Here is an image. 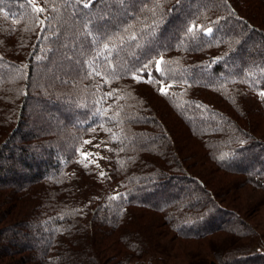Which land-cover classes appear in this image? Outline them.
I'll return each mask as SVG.
<instances>
[{
  "label": "trees",
  "instance_id": "obj_1",
  "mask_svg": "<svg viewBox=\"0 0 264 264\" xmlns=\"http://www.w3.org/2000/svg\"><path fill=\"white\" fill-rule=\"evenodd\" d=\"M261 92L264 0H0V264H264Z\"/></svg>",
  "mask_w": 264,
  "mask_h": 264
},
{
  "label": "rangeland",
  "instance_id": "obj_2",
  "mask_svg": "<svg viewBox=\"0 0 264 264\" xmlns=\"http://www.w3.org/2000/svg\"><path fill=\"white\" fill-rule=\"evenodd\" d=\"M178 140V136L177 139ZM189 141V140H186ZM83 153H92L93 155L90 156L91 162H93L94 166L97 168L99 172H104L106 168L105 164V156L100 151V146L96 141H90V143H87L85 145V148L83 150ZM89 160V161H90ZM202 174V173H201ZM204 176L205 180H209L210 178L206 175ZM248 189H251L248 187ZM245 190H242V200L243 203H248V199L243 200L246 198L247 195H245ZM237 202V201H236ZM235 204V203H234ZM242 215L250 222L254 228L256 227L259 231L260 237L264 240V213L258 212L257 214H253L254 212L247 213L245 211H241ZM216 235L212 236V238L203 240V241H195L194 244L189 245L188 247H182L180 250V253L176 255L175 258L167 257L165 258V254H163L160 258L162 259L161 264H209L212 260H214L213 257V251L215 250V246L211 244V242H221V239H230V243L234 244V242L238 243H247L248 240L242 239L238 240L237 238H233L234 236L225 233V232H218L215 233ZM226 242L223 241V244ZM230 249V248H228ZM158 257V256H157ZM164 259V260H163ZM167 261V262H166Z\"/></svg>",
  "mask_w": 264,
  "mask_h": 264
},
{
  "label": "snow or ice",
  "instance_id": "obj_3",
  "mask_svg": "<svg viewBox=\"0 0 264 264\" xmlns=\"http://www.w3.org/2000/svg\"><path fill=\"white\" fill-rule=\"evenodd\" d=\"M95 2H96V0H84V6H85V7H91L92 4L95 3ZM36 10H37L38 12H43V11H44L43 8H38V9H36ZM41 23H43V22L41 21ZM195 28H196V26L190 27V28L188 29V31L191 33V32L194 31ZM211 31H212V30H211L210 28H209V29H205V34H209V33H211ZM132 39H135V37L133 36ZM105 48H107V45H105ZM162 63H164V61H163V57H161L159 60L156 61V71H157V72H160V71L162 70L161 67H160V65H161ZM148 66H149V65L146 63L143 67H144V68H147ZM141 75H143V69H141ZM133 78H134V79H137L136 76H134ZM157 82L159 83V81H157ZM168 87H171V85H169ZM160 91H161L162 94H167L166 91H165V88L163 87V85H161V87H160ZM260 95H261V96H264V92H261ZM84 143H90V141H85ZM92 155H93L92 153H82L83 160H88V158H89L90 156H92ZM87 166H88V165L85 164V167H87ZM101 177H103V173H101Z\"/></svg>",
  "mask_w": 264,
  "mask_h": 264
}]
</instances>
